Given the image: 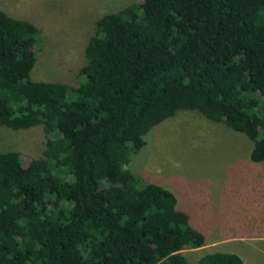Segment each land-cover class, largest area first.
I'll return each mask as SVG.
<instances>
[{
  "label": "trees",
  "instance_id": "trees-1",
  "mask_svg": "<svg viewBox=\"0 0 264 264\" xmlns=\"http://www.w3.org/2000/svg\"><path fill=\"white\" fill-rule=\"evenodd\" d=\"M38 28L0 10V124L43 125L42 156L0 152V264H189L206 244L131 155L180 109L244 133L264 161V0H133L96 20L76 86L34 81ZM197 264H245L207 251Z\"/></svg>",
  "mask_w": 264,
  "mask_h": 264
},
{
  "label": "rangeland",
  "instance_id": "rangeland-1",
  "mask_svg": "<svg viewBox=\"0 0 264 264\" xmlns=\"http://www.w3.org/2000/svg\"><path fill=\"white\" fill-rule=\"evenodd\" d=\"M132 1L0 0V10L38 28L30 78L76 86L96 20ZM144 139L131 155V171L140 185L154 182L171 190L177 208L205 236L204 246L182 250L189 264L214 250L235 252L245 264H264V161L250 159L251 140L187 109L154 126ZM46 140L43 125L12 129L0 124V152L18 151L23 163L42 156Z\"/></svg>",
  "mask_w": 264,
  "mask_h": 264
},
{
  "label": "crops",
  "instance_id": "crops-1",
  "mask_svg": "<svg viewBox=\"0 0 264 264\" xmlns=\"http://www.w3.org/2000/svg\"><path fill=\"white\" fill-rule=\"evenodd\" d=\"M262 199H264V194L262 195ZM262 215H264V211L261 213ZM252 250V249H251Z\"/></svg>",
  "mask_w": 264,
  "mask_h": 264
}]
</instances>
